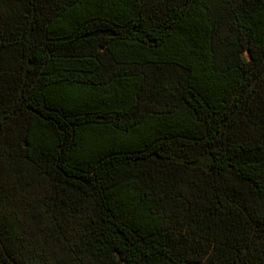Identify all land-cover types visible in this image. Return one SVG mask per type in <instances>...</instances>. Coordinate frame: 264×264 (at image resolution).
<instances>
[{
	"label": "trees",
	"instance_id": "trees-1",
	"mask_svg": "<svg viewBox=\"0 0 264 264\" xmlns=\"http://www.w3.org/2000/svg\"><path fill=\"white\" fill-rule=\"evenodd\" d=\"M0 264H264V0H0Z\"/></svg>",
	"mask_w": 264,
	"mask_h": 264
}]
</instances>
